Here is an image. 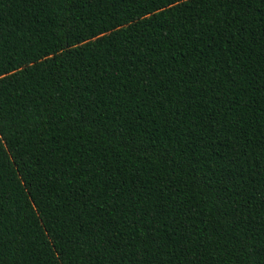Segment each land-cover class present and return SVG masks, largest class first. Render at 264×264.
<instances>
[{"label":"trees","instance_id":"16d2710c","mask_svg":"<svg viewBox=\"0 0 264 264\" xmlns=\"http://www.w3.org/2000/svg\"><path fill=\"white\" fill-rule=\"evenodd\" d=\"M0 264H264V0H0Z\"/></svg>","mask_w":264,"mask_h":264}]
</instances>
